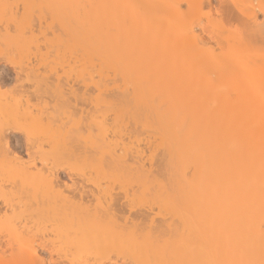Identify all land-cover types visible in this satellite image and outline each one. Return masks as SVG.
<instances>
[{
  "label": "rangeland",
  "instance_id": "1",
  "mask_svg": "<svg viewBox=\"0 0 264 264\" xmlns=\"http://www.w3.org/2000/svg\"><path fill=\"white\" fill-rule=\"evenodd\" d=\"M209 1L214 18L207 16L210 14L206 13V0H0V84L10 91L5 97H0V118L9 114L5 112V105L18 104L20 108V101L27 98L31 104L34 102L32 113L24 109L17 111L15 106L17 115L11 112L13 116H8L11 120L16 118L13 122L16 124L18 120L17 124L26 131L24 133L20 128L21 137L28 134L45 140L43 149L46 153L41 156L42 160H50L51 154L47 151L53 142L52 133L56 132L52 126L56 130H62V126L65 132L69 129L66 136L72 138V135L73 140L84 146L82 149L89 163L84 161V157L69 162L73 161L71 166L74 164L75 172L88 174L86 186L94 188L99 184L104 192L122 196H119L121 201L124 200V188H128L131 199L135 198V208H152L147 212L153 213L156 220H163L161 218L166 216L176 218L177 213L188 216L191 214L187 211L189 206L192 213H204L208 219L212 216L220 218L222 224L218 231L213 230L210 220L205 232L201 233L205 238L218 236L213 242L215 245L209 247L217 249L214 250L216 253L210 250L213 255L210 252L206 256L200 255V251H190L194 244L192 228L186 224L185 231L182 228L183 231L177 232L174 239L167 235L165 240L175 243V246L185 244L187 251L184 249L177 260L170 258L172 261L168 259L167 263L161 264H264V37L259 35L258 26L251 28V22L259 24L264 21V0ZM227 8L246 24L237 26L231 19L226 21V26L223 24L225 28L221 27L216 15L225 13ZM251 15H256L255 22L254 19L251 21ZM32 26L34 31L29 30ZM5 27L10 34L5 33ZM50 38L54 43H49ZM27 66L32 67L29 79L24 73ZM158 86L162 88L160 91L156 90ZM173 116L175 125H178L176 128L174 123L167 124L168 121L173 122ZM48 117L55 118L51 126L46 123ZM34 124L39 126L33 127ZM19 125L16 127H21ZM241 134L251 136V142L240 144L238 137ZM45 136L46 139L49 137V144ZM246 144L250 147L248 157L241 154ZM94 150L124 154L131 168L141 164L147 172L160 170L162 173L158 172L157 176L165 184L171 180L183 181L184 175L187 178L184 180L189 181L184 187L190 190L184 202L186 205L178 207L168 200L166 193L161 197L157 191L151 196L161 199L156 200L159 204L154 202L148 193L136 187L148 178L136 177L135 171L125 174L115 166H91L90 160L101 156L100 153L87 156ZM205 152L210 160L206 163ZM19 154L27 158L25 151ZM248 158L250 161H246ZM42 160H36V165H42ZM254 161H257V166ZM2 163L0 160V170L4 166ZM201 163V168H204L198 172L202 171V177L194 188L196 177L192 175ZM115 173L119 176L113 175ZM112 175L117 177L115 184ZM6 178L9 180H1V184L5 182L2 184L5 190L13 181L20 183V178L14 175ZM62 180L71 182L66 175ZM146 182H151L150 188L155 185L149 179ZM39 186L46 189L43 184ZM136 189L138 195L135 194ZM19 211L16 216L14 213V216L0 213V243L7 246L4 252L0 245V256L5 257L7 253L9 256L10 247L21 257L29 256L32 248L37 247L36 243L41 241L49 248H56L50 258L73 264L78 259L77 233L88 225L92 226L88 229H94L89 220L85 226L83 220L78 221L77 213L71 215L50 210L26 213L22 208ZM71 216L75 218L71 219ZM185 216L181 217L186 219ZM79 224L83 227L79 228ZM39 253L50 259L46 250L39 249ZM142 257L136 262L134 259H105L103 264H160L152 256H148L150 260ZM1 258L0 264L16 262ZM79 261L82 264L84 259ZM16 263L20 264L19 261Z\"/></svg>",
  "mask_w": 264,
  "mask_h": 264
},
{
  "label": "bare ground",
  "instance_id": "2",
  "mask_svg": "<svg viewBox=\"0 0 264 264\" xmlns=\"http://www.w3.org/2000/svg\"><path fill=\"white\" fill-rule=\"evenodd\" d=\"M207 2V3H206ZM205 5L207 6L206 8L210 15L213 17L212 14V9H211V5H210V1L206 0ZM204 3V2H203ZM204 6V5H203ZM263 7V6H262ZM264 9V8H262ZM205 11V10H204ZM216 11V10H215ZM16 12V11H15ZM14 12V13H15ZM217 12V11H216ZM233 12V11H232ZM231 10H229L228 8L226 9V12H217L216 14V19L218 18L219 22L222 23V25L219 23V25L222 27L223 24L226 26V21L232 19L235 20V22L237 23V26L240 25V23H245L243 19L239 18L238 16L234 17V15L232 14ZM234 13V12H233ZM243 14V13H242ZM241 14V15H242ZM249 14V12H248ZM253 14V12H252ZM14 15V14H13ZM41 15V14H40ZM39 15V16H40ZM254 15V14H253ZM251 15V17L253 16ZM12 16V15H11ZM256 16V15H255ZM253 16L251 21L255 19L256 17ZM18 17V16H17ZM40 17H43L42 15ZM40 17H38L40 19ZM243 17V16H242ZM246 17V16H245ZM244 17V18H245ZM248 17V16H247ZM250 17V16H249ZM255 17V18H254ZM12 18V17H11ZM24 18V16H23ZM214 18V17H213ZM12 20V19H11ZM26 20V19H25ZM217 20V21H218ZM247 20V19H246ZM250 21V18L248 19ZM16 21V20H15ZM21 21V20H20ZM19 21V22H20ZM18 24H21L19 23ZM10 23V22H9ZM248 23V22H247ZM252 23V27L251 28H257L258 26V31H259V35L264 37V21H261L259 24L256 23ZM7 24V23H6ZM16 24V23H15ZM17 24V27L19 28V25ZM31 24V23H30ZM246 24V23H245ZM249 24V23H248ZM254 24V25H253ZM26 25V24H25ZM32 25V24H31ZM21 26V25H20ZM225 26H223L225 28ZM243 26V25H242ZM16 27V28H17ZM22 27V26H21ZM26 27V26H25ZM87 27V26H86ZM33 26L29 28V30L34 31ZM85 28V27H84ZM244 28V27H243ZM242 28V29H243ZM24 29V28H23ZM27 29V28H26ZM25 29V30H26ZM86 29V28H85ZM248 29V28H246ZM5 33L8 32V27H5ZM88 30V29H87ZM86 32H89L87 31ZM0 31H2L0 29ZM18 31V30H16ZM20 31V29H19ZM36 31V30H35ZM11 32V31H10ZM25 32V31H24ZM247 32V31H246ZM1 33V32H0ZM9 33V32H8ZM33 33V32H32ZM40 33V32H39ZM93 33V32H92ZM10 34V33H9ZM35 34V32H34ZM89 34V33H88ZM1 35V34H0ZM5 35V34H4ZM3 35V36H4ZM23 35V34H22ZM39 35V34H38ZM252 35V33L250 34V36ZM2 36V35H1ZM19 36H21V34H19ZM36 36V35H35ZM246 36V33L245 35ZM249 36V35H248ZM255 36V35H254ZM194 37V36H193ZM198 37V35H197ZM91 38V37H90ZM3 39V37H2ZM1 39V40H2ZM264 39V38H263ZM25 40V39H24ZM33 40V39H32ZM36 40V39H35ZM5 41V40H3ZM8 41V40H7ZM38 41V40H37ZM49 43H54V40L51 38L48 39ZM51 41V42H50ZM32 42V41H31ZM42 42V41H41ZM4 44V43H3ZM6 44V43H5ZM39 44V43H38ZM37 45V44H36ZM35 45V46H36ZM36 54V53H35ZM44 54V53H43ZM48 56V55H47ZM6 57V56H5ZM9 56H7L8 58ZM24 57V56H23ZM36 58V57H35ZM2 58H0L1 60ZM24 59V58H23ZM28 62H31L30 58H26ZM43 59V58H42ZM26 61V62H27ZM49 61V60H48ZM10 62V61H9ZM19 62V61H18ZM17 62V63H18ZM21 62V60H20ZM19 62V63H20ZM53 62V61H52ZM18 63V64H19ZM40 63V61H39ZM38 63V64H39ZM21 64V63H20ZM27 64V63H26ZM25 65V64H24ZM28 65V64H27ZM42 65V64H41ZM48 66V65H47ZM24 67V66H22ZM28 67V66H27ZM58 67V65H57ZM26 68V67H25ZM32 67H28L27 72L26 70H24L25 76L28 77L29 79V75L31 73V69ZM19 69V68H17ZM34 69V68H33ZM22 70V69H21ZM18 71V70H17ZM49 71V69H48ZM20 72V71H19ZM23 72V70H22ZM21 72V74H22ZM34 72V71H33ZM18 73V72H17ZM49 73V72H48ZM33 75V74H31ZM39 75V73H38ZM49 75V74H48ZM20 76V75H19ZM22 77V76H21ZM32 77V76H30ZM54 77V76H53ZM5 78V77H4ZM27 79V80H28ZM53 79V78H52ZM33 80V79H32ZM36 80V79H35ZM38 81L40 80L37 79ZM50 80V79H49ZM55 80V79H54ZM59 80V79H58ZM53 81V80H52ZM51 81V82H52ZM0 83H2V78H0ZM18 84V83H17ZM20 84V83H19ZM38 84V83H37ZM58 84V83H57ZM34 86V85H33ZM36 86V85H35ZM38 86V85H37ZM43 86V84H42ZM5 87V86H4ZM48 87V86H47ZM61 87V86H60ZM20 88V87H19ZM23 88V87H22ZM35 88V87H34ZM33 88V90H34ZM40 88V87H39ZM50 89V88H49ZM160 89H162L160 86L156 87V90L160 91ZM15 90V89H14ZM40 90V89H39ZM57 90V88H56ZM49 90H47L48 92ZM60 91V90H59ZM67 92V91H66ZM65 92V93H66ZM8 93H10L9 90L4 89L1 87L0 84V97L1 96H6ZM44 93V92H43ZM56 93V92H55ZM73 93V92H71ZM76 93V92H75ZM84 93V92H82ZM25 94V93H24ZM31 94V93H30ZM64 94V93H63ZM163 94V93H162ZM49 95V94H47ZM55 95V94H54ZM68 95V94H67ZM16 96V94H15ZM43 96V95H41ZM46 96V95H44ZM52 96V95H51ZM74 96V95H73ZM9 97V96H8ZM19 97V96H18ZM38 97V96H37ZM54 97V96H53ZM62 97V96H61ZM76 97V96H75ZM12 98V97H11ZM41 98V97H40ZM69 98V97H67ZM22 99V98H21ZM71 99V98H70ZM90 99V98H89ZM14 100V99H12ZM50 100V99H49ZM80 100V99H79ZM71 101V100H70ZM69 101V102H70ZM81 101V100H80ZM79 101V102H80ZM88 101V100H87ZM91 101V100H90ZM11 102V101H10ZM65 102V101H64ZM78 102V101H77ZM78 102V103H79ZM13 103V102H11ZM16 103V102H15ZM15 103L13 105H15ZM34 103V102H33ZM31 104V102L29 101V99L25 98L24 102L20 101V108L17 104V111H21V109L24 110H31V108H35L34 104ZM46 103V102H45ZM82 103V102H81ZM80 103V104H81ZM5 104V103H4ZM3 104V105H4ZM7 104V103H6ZM37 104V103H36ZM39 104V103H38ZM43 104V102H41V105ZM49 104V103H48ZM65 104V103H64ZM69 104V103H68ZM5 107L3 109H5V112H8L9 116H13V113L16 112V107L15 106H11V105H5ZM38 106V105H37ZM40 106V105H39ZM48 106V105H47ZM75 106V105H74ZM77 106V105H76ZM46 107V106H45ZM86 107V106H85ZM84 107V108H85ZM48 108V107H47ZM50 108V107H49ZM55 108V107H54ZM83 108V109H84ZM38 109V107H37ZM39 109L41 110V107H39ZM80 111V108H78ZM87 109V108H86ZM91 109V108H90ZM23 110V111H24ZM39 110V111H40ZM46 110V109H45ZM53 110V109H52ZM57 110V109H56ZM65 110V109H64ZM3 111V112H4ZM70 111V110H69ZM72 111V110H71ZM83 111V110H82ZM87 111V110H86ZM13 112V113H11ZM31 113L33 111H30ZM64 112V111H63ZM76 112V111H75ZM90 112V111H89ZM2 113V112H1ZM21 113V112H20ZM35 113V111H34ZM42 113V112H41ZM67 113V112H65ZM77 113V112H76ZM83 113V112H82ZM95 113V112H94ZM5 114V113H4ZM3 114V115H4ZM12 114V115H10ZM19 114V113H18ZM70 114V113H69ZM5 114V117L2 116V119L0 118V160L3 162L2 164H4V166H2L3 168H1L0 170V213H11V214H15V213H19L20 208H22V210H26V213H41L42 211L46 210H50V211H57L59 213H70L72 215V213H77L75 217L78 218V221H80L79 219H81V221L83 220V224L87 223V221L89 220V222L94 225L93 226V231L92 229H88L87 227H92V226H84V228L81 229V231L77 234V242H79L77 244V249L78 252L76 253V255H78V259H77V264L80 263L79 260L84 259L83 263L84 264H103V261L105 259H109V260H113V258H120L123 261H128V259H132V261L144 256V260H145V256L147 258H149L148 256H150V258L153 257V259H155L156 261H159V263L161 264V262H168L167 260L169 259V262L172 261L173 259H176L177 257L179 258L181 256V254L183 255V251H185L184 249H186L187 251V247L185 246H175V243L171 242V241H166L165 237H171L173 238L175 234H177V232L183 231L182 228L184 229L186 227V224L188 225V227L192 228V244L191 247H188V249L191 250L190 251H200V255H209V253L212 251H216L217 249H214V247H212V249H210L209 247L213 244L215 245V243H213L214 241H217L218 236L216 237L215 235H208L206 238L204 236H202L204 233V229L205 226L207 227V222L208 221H212V226H213V230H217L220 227V223L221 221H219L220 218H216L215 216L211 219L205 218V216L203 215L204 213H192L191 211V207H187V211L189 213H191L189 216V220L188 221V216H185V213H177V217L174 218L175 216H171L170 217H165V218H161L163 220H156L157 217L153 216V213H148L147 211H149L152 208H143L146 210H138L140 209L138 206L135 205L136 203L133 205L134 203V199H131L130 193L124 188V200H120V196L118 193L114 194H108L106 192H104V190L102 189V186L99 184H93L94 188H90L88 186H86L87 184L86 181H88V174L86 175L85 172H81L78 171L79 173L75 172L76 170H74L72 167L74 166V164H72L73 166H71V163L73 162H69V160H74V159H79L81 157H84V161L87 160V162L89 163L88 158H86V153L85 151L82 149L84 146H81L80 141H75L73 140V136L70 135L72 138H70L67 129V132L64 131V129L61 128L62 130H56V128H54L52 126V128L56 131L55 133H52V138L51 141L53 140L51 146L49 147L47 145V147L50 148V150H48V154H51L49 157V162L46 160H42L41 156H45L43 155L44 153H46V150L43 149V145L45 142V140L41 139L38 137H30L28 134H24L23 137H21V134L19 135V132H22L24 130V128L17 124H15L16 121L15 119L11 120V117L9 119V116ZM20 115V114H19ZM32 115V114H31ZM53 115V114H52ZM8 116V117H6ZM36 116V115H35ZM61 116V115H60ZM69 116V115H68ZM81 116V115H80ZM32 117V116H31ZM51 117V116H50ZM59 117V116H58ZM14 118V117H12ZM30 118V117H29ZM49 118V117H48ZM62 118V117H61ZM174 116H173V122L172 121H168L167 118H164L165 121L167 120L169 124L170 123H174ZM18 119V118H17ZM32 119V118H31ZM55 119V118H54ZM53 118H49L46 119V123L48 125H50V123L54 122ZM80 119V118H79ZM87 119V118H86ZM159 119V118H158ZM78 120V119H77ZM20 121V120H19ZM28 122V120H26ZM32 121V120H31ZM82 121V120H81ZM90 121V120H89ZM177 121V120H176ZM175 121V122H176ZM30 122V120H29ZM36 122V120H35ZM20 123V122H19ZM22 123H26V122H22ZM37 123V122H36ZM41 123V122H40ZM79 123V122H78ZM90 123V122H89ZM28 124V123H27ZM33 124V123H32ZM39 124V123H38ZM53 124V123H52ZM55 124V123H54ZM57 124V123H56ZM55 124V125H56ZM60 124V122H59ZM58 124V125H59ZM65 124V123H64ZM17 125L21 126V127H16ZM25 125V124H23ZM31 126V124H29ZM95 125V124H94ZM173 125V124H172ZM175 125V123H174ZM180 125V124H179ZM26 126V125H25ZM29 126V128H30ZM34 126H39L34 124ZM43 126V125H42ZM42 126H40V129L42 128ZM45 126V124H44ZM51 126V125H50ZM65 126V125H63ZM170 126V125H169ZM176 126H178L177 124L174 126V128H176ZM27 127V126H26ZM48 127V126H47ZM67 127V126H66ZM81 127V126H80ZM164 127V124H163ZM22 131H20L21 129ZM37 128V127H36ZM65 128V127H64ZM71 128V127H70ZM168 128V127H166ZM170 128V127H169ZM173 128V127H172ZM173 128V130H174ZM257 128V127H256ZM31 129V128H30ZM33 129V128H32ZM46 129V128H45ZM52 129V130H53ZM39 130V128H38ZM44 130V129H43ZM48 130V128H47ZM77 130V127H76ZM25 131V130H24ZM23 131V132H24ZM46 132V130H45ZM52 132V131H51ZM26 133V131L24 132ZM39 133V132H38ZM74 133V132H73ZM168 133V132H167ZM172 133V132H171ZM180 133V132H179ZM32 134V133H31ZM76 134V133H75ZM169 134V133H168ZM167 134V136H168ZM177 134V132H176ZM207 134V133H206ZM181 135V134H180ZM182 135H183V131H182ZM189 135V134H188ZM186 135V136H188ZM251 135V134H250ZM172 136V135H171ZM170 136V137H171ZM177 136V135H176ZM173 137V136H172ZM171 137V138H172ZM175 137V136H174ZM173 137V138H174ZM251 137V136H250ZM249 135L247 134H241L238 137L239 143H244V141L246 143H249L250 140ZM44 138V137H43ZM49 138V137H48ZM47 138V139H48ZM76 138V137H75ZM182 138V137H181ZM252 138V137H251ZM46 139V136H45ZM46 139V140H47ZM178 139V137H177ZM49 140V139H48ZM47 140V142H48ZM174 140V139H173ZM176 140V139H175ZM256 139H254L255 141ZM50 141V143H51ZM181 141V140H180ZM183 141V140H182ZM185 141V140H184ZM186 141H188L186 139ZM205 141V140H204ZM84 141L82 140V144ZM95 142V141H94ZM251 142V140H250ZM100 143V142H99ZM180 143V142H179ZM186 143V142H185ZM208 143V142H207ZM49 144V142H48ZM181 144V143H180ZM204 144V143H203ZM256 144V143H255ZM88 145V144H87ZM90 145V144H89ZM106 145V144H105ZM186 145V144H185ZM200 145V144H199ZM46 146V145H45ZM104 146V145H103ZM189 146V145H187ZM197 146V145H196ZM88 147V146H87ZM106 147V146H105ZM179 147V146H178ZM186 147V146H184ZM201 147V146H200ZM92 148V147H91ZM99 148V147H98ZM101 148V147H100ZM194 148V147H192ZM210 148V147H209ZM256 151H257V144L255 145ZM88 149V148H87ZM186 149V148H185ZM195 149V148H194ZM21 151H25L27 154V158H22V156L19 154V152ZM101 151V150H100ZM181 151V150H180ZM183 151V149H182ZM187 151V150H186ZM194 151V150H193ZM241 151V149L239 150ZM87 152V151H86ZM90 152V151H89ZM108 152L106 154L104 153V150H102L101 152L98 151H91L90 153H88L87 156L90 157V155H95L96 154H101V156H97L96 158H94L93 160H90V164L91 166L95 167L99 166V168H102L104 166H108V167H118V169H122V173L125 174H129V171H135V176H143L146 179L148 178L149 180H151L155 185H152L153 188H150L148 185L149 183H145V180L143 181L141 178V184L139 182H137L136 187L142 189L143 191H145L146 193H148L150 196L153 194L155 195L157 191V193H159L161 195V197L166 193L168 195V200L170 202H172L174 205H177L178 207L180 206V204H185V200L188 199L189 196V191L190 190H186L187 188L184 187V185L187 183L186 181L188 180H184L187 179L184 177H182V180H171L169 181L168 184H165L163 181H161L157 176L158 172L162 171H150L148 170V172L146 170L143 169V166L140 164H138L135 168L134 167H130V164L127 163L128 158H126L123 155H116L113 152L109 151H105ZM139 152V151H138ZM197 150L194 152L196 153ZM104 153L105 156L102 154ZM142 153V152H141ZM205 154V163L209 162L210 160L208 159L209 154H207V152L204 153ZM242 156L248 157L250 154V147L247 146V144L245 145V149L241 152ZM127 155V154H126ZM208 155V156H207ZM138 156V154H137ZM136 156V157H137ZM140 153H139V157H140ZM200 156V155H199ZM138 157V158H139ZM202 157V155H201ZM126 158V159H125ZM137 158V159H138ZM196 158H198V155L196 156ZM200 158V157H199ZM42 160L43 162L42 165L37 166L36 165V160ZM61 159V160H60ZM136 159V160H137ZM201 159V158H200ZM64 160V162L62 161ZM75 160V161H76ZM39 161V162H40ZM91 161L93 163H91ZM134 161V160H133ZM140 161V160H138ZM199 161V160H197ZM246 161H250V159L248 158ZM66 162V163H65ZM65 163V164H64ZM76 163V162H75ZM203 163V162H202ZM202 163L200 165V167L197 168V172L195 170L194 174L192 176H194V178L196 177V183L192 185V187L196 186V184L198 183V181L201 179L202 177V171L198 172V170H200ZM203 163V164H205ZM213 163V162H212ZM198 164V163H197ZM197 164L195 166V169L197 167ZM254 164L257 166V161H254ZM213 165V164H212ZM90 166V167H91ZM204 166V165H203ZM208 166V165H207ZM206 166V167H207ZM76 167V166H75ZM89 167V166H88ZM120 167V168H119ZM78 168V167H76ZM204 168V167H202ZM201 168V169H202ZM212 168V167H211ZM131 169V170H130ZM136 169V170H135ZM158 169V168H157ZM206 169V168H205ZM100 170V169H98ZM107 171V170H106ZM128 171V172H127ZM109 172V170H108ZM146 172V173H145ZM150 172V174H149ZM112 173V172H111ZM141 173V174H139ZM66 175V177L68 179L71 180L70 183L65 182L63 179V175ZM124 174V175H125ZM7 175H14V177H18L19 182L20 183H16V182H12L11 185H9V187L5 190L1 184V180L3 179H7L6 176ZM111 175V174H109ZM115 176H119L116 173L113 174ZM112 175V178L115 177ZM214 175V174H213ZM91 176V175H89ZM97 176V175H96ZM212 176V175H211ZM79 177V179H78ZM105 177V176H104ZM11 178V177H10ZM111 178V179H112ZM193 178V180H194ZM211 178V177H210ZM214 178V177H212ZM9 180V179H7ZM6 180V182H7ZM80 180V181H79ZM117 180V177L113 178V183L114 181ZM192 180V181H193ZM92 182V181H91ZM194 182V181H193ZM11 183V182H10ZM136 183V181H135ZM189 183V181H188ZM192 183V182H191ZM40 184H43V186L45 185V190L44 187L39 186ZM115 184V183H114ZM135 185V184H134ZM141 186V187H139ZM190 188L191 185H189ZM43 189H42V188ZM108 187V186H107ZM106 188V187H105ZM111 188V187H110ZM195 188V187H194ZM116 190V189H115ZM138 190L136 189V193H138ZM193 190V189H192ZM123 191V190H122ZM182 191V192H181ZM119 192V190H118ZM8 193V194H7ZM50 193V194H49ZM104 193L107 195H104ZM120 193V192H119ZM134 193V192H133ZM131 193V194H133ZM6 195H10L13 196L14 198H9L6 197ZM138 195V194H137ZM120 196V197H119ZM136 196V195H135ZM134 196V197H135ZM155 196H151V198L154 200V202H158L160 201L159 198L158 201H156L157 199L153 198ZM158 197V196H157ZM133 198V197H132ZM122 199V198H121ZM133 201V202H132ZM138 203V202H137ZM159 204V202H158ZM186 205V204H185ZM25 208V209H24ZM159 210V209H158ZM193 210V209H192ZM18 211V212H17ZM151 211V210H150ZM149 211V212H150ZM23 213V211H22ZM48 213V212H47ZM50 213V212H49ZM55 213V212H53ZM14 214L12 216H14ZM157 214V215H156ZM247 214V213H246ZM250 214V213H249ZM64 216V214H62ZM156 216H158V213H155ZM163 215V214H162ZM183 215L186 217L187 221L185 218L183 217H179V216ZM212 215V214H210ZM2 216V215H0ZM16 216V214H15ZM60 216V215H59ZM67 216V215H66ZM164 216V215H163ZM162 216V217H163ZM207 216V215H206ZM4 217V216H3ZM2 217V218H3ZM11 217V215H10ZM61 217V216H60ZM65 217V216H64ZM63 217V218H64ZM74 216H71V219ZM74 217V218H75ZM180 219H179V218ZM14 218V217H11ZM178 218V219H177ZM65 219V218H64ZM63 219V220H64ZM67 219V218H66ZM61 220V221H63ZM70 220V219H69ZM76 220V219H75ZM58 221V219H57ZM61 221L59 223H61ZM74 221V219L72 220ZM183 222V223H182ZM187 222V223H186ZM55 223V222H54ZM75 224H77L76 222H74ZM82 223V222H80ZM73 224V222H72ZM88 224V223H87ZM191 224V225H190ZM184 225V227H183ZM209 225V224H208ZM80 226L83 227V225L79 224V228ZM223 226V225H222ZM52 227V225H51ZM63 227V226H62ZM61 227V228H62ZM75 227V226H73ZM90 231H88V230ZM52 230V229H51ZM185 231V229H184ZM218 231V230H217ZM57 232V231H56ZM78 232V231H77ZM41 233V232H40ZM60 233V232H59ZM187 233V232H186ZM42 234V233H41ZM40 235V234H39ZM183 237V236H182ZM37 238V237H36ZM39 238V237H38ZM190 238V237H188ZM42 239V237H41ZM174 239V238H173ZM1 240V239H0ZM10 240V239H9ZM166 242H165V241ZM191 240V239H190ZM4 241V240H3ZM45 241V240H44ZM49 241V240H48ZM51 241V240H50ZM194 241V242H193ZM175 242V241H174ZM180 242V241H179ZM178 242V243H179ZM9 243V242H8ZM92 243V244H90ZM189 243V242H188ZM35 244V243H34ZM37 247H33V252L30 253V255H26V256H20L16 253L13 252L12 247L8 246L11 248V251L9 252V256L8 253L6 254V256L4 257L3 255L0 256L2 257L5 261H16V262H20V264H23L22 262H24V264H64L61 261H59L58 259H52L50 258V256L52 255L53 252H55L54 249L56 248H49L47 247L46 244H44L41 241H38L37 243ZM177 244V243H176ZM1 245V243H0ZM9 245V244H7ZM11 245V244H10ZM182 245V244H181ZM188 245V244H187ZM190 245V244H189ZM196 245V246H195ZM2 246V245H1ZM0 246V248H1ZM13 246V245H12ZM3 248L2 251H4L3 249L7 246L4 245L2 246ZM55 247V246H54ZM184 247V248H183ZM5 248V249H6ZM195 248L197 250H195ZM217 248V247H215ZM39 249L42 250H46L49 253V260H47L46 257L41 256V254L39 253ZM211 250V251H210ZM6 251V250H5ZM4 251V252H5ZM15 251V250H14ZM32 251V250H31ZM213 253H216V252ZM211 252V253H212ZM60 253V252H59ZM185 253V252H184ZM196 253V254H197ZM203 253V254H202ZM212 253V255H213ZM2 254V253H0ZM187 254V253H186ZM192 254V253H191ZM88 256V257H87ZM152 256V257H151ZM87 257V258H86ZM202 257V256H201ZM1 258V259H2ZM85 258L87 260H85ZM146 258V259H147ZM149 258V260H150ZM172 258V260L170 259ZM134 259V260H133ZM64 260V259H63ZM67 260V259H66ZM139 260V259H138ZM141 260V259H140ZM148 260V259H147ZM152 260V259H151ZM177 260V259H176ZM11 261V262H12ZM131 261V260H130ZM15 262V263H16ZM76 262H74L73 264H75ZM174 262V261H173ZM178 262V261H176ZM3 263V262H2ZM14 263V264H15ZM82 263V262H81ZM82 263V264H83ZM128 263V262H127ZM17 264V263H16ZM19 264V263H18ZM72 264V263H71ZM132 264V262H131ZM138 264V263H137ZM142 264V263H141ZM165 264V263H163Z\"/></svg>",
  "mask_w": 264,
  "mask_h": 264
}]
</instances>
